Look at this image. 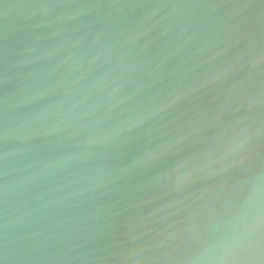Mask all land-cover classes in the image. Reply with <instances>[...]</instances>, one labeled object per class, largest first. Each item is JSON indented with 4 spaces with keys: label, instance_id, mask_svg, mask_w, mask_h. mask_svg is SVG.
Here are the masks:
<instances>
[{
    "label": "water",
    "instance_id": "1",
    "mask_svg": "<svg viewBox=\"0 0 264 264\" xmlns=\"http://www.w3.org/2000/svg\"><path fill=\"white\" fill-rule=\"evenodd\" d=\"M0 264H264V0H0Z\"/></svg>",
    "mask_w": 264,
    "mask_h": 264
}]
</instances>
